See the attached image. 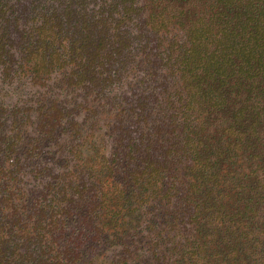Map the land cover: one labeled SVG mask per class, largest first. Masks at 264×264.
<instances>
[{"label":"trees","instance_id":"16d2710c","mask_svg":"<svg viewBox=\"0 0 264 264\" xmlns=\"http://www.w3.org/2000/svg\"><path fill=\"white\" fill-rule=\"evenodd\" d=\"M0 264H264V0H0Z\"/></svg>","mask_w":264,"mask_h":264}]
</instances>
